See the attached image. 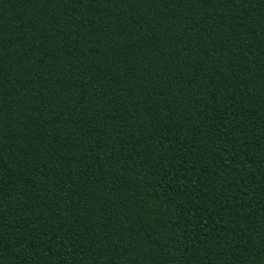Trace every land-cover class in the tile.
<instances>
[{
  "label": "trees",
  "instance_id": "obj_1",
  "mask_svg": "<svg viewBox=\"0 0 264 264\" xmlns=\"http://www.w3.org/2000/svg\"><path fill=\"white\" fill-rule=\"evenodd\" d=\"M0 264H264V0H0Z\"/></svg>",
  "mask_w": 264,
  "mask_h": 264
}]
</instances>
